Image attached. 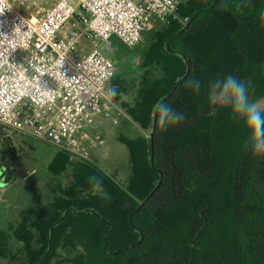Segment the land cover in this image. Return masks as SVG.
I'll return each mask as SVG.
<instances>
[{
  "label": "trees",
  "instance_id": "obj_1",
  "mask_svg": "<svg viewBox=\"0 0 264 264\" xmlns=\"http://www.w3.org/2000/svg\"><path fill=\"white\" fill-rule=\"evenodd\" d=\"M177 15L143 33L147 47L139 51L143 72L133 99L120 101L126 91L117 76L114 82L113 101L142 131L120 137L128 181L79 162L68 190L9 225L23 256L10 255L0 236V258L9 264H264V155L253 152L231 106L209 99L228 75L248 84L250 99L264 98V0H186ZM161 100L185 118L163 129L155 124L151 139ZM68 155L59 151L58 160L65 164ZM91 175L102 179L107 197L93 189Z\"/></svg>",
  "mask_w": 264,
  "mask_h": 264
},
{
  "label": "built area",
  "instance_id": "obj_2",
  "mask_svg": "<svg viewBox=\"0 0 264 264\" xmlns=\"http://www.w3.org/2000/svg\"><path fill=\"white\" fill-rule=\"evenodd\" d=\"M75 1L77 7L57 0L31 21L12 0H0V127L71 156L87 117L110 118L115 106L106 95L114 63L97 47L85 55L75 48L82 41H107L114 35L133 49L154 24L165 26L177 19L180 2ZM4 137L0 135V142Z\"/></svg>",
  "mask_w": 264,
  "mask_h": 264
},
{
  "label": "rangeland",
  "instance_id": "obj_3",
  "mask_svg": "<svg viewBox=\"0 0 264 264\" xmlns=\"http://www.w3.org/2000/svg\"><path fill=\"white\" fill-rule=\"evenodd\" d=\"M57 0H12L17 10L31 21L41 18ZM77 7L75 0H69ZM186 0H180L184 4ZM164 26L154 24L147 33L155 32ZM114 63L116 72L109 84L116 86V76L122 81L126 94L121 96L132 100L138 88L143 69L140 50L147 47L146 40L133 49L125 47L115 36L109 40H90ZM115 80V81H114ZM115 82V83H114ZM118 82V81H117ZM120 96V97H121ZM264 101V98L259 99ZM120 102V101H119ZM142 131L125 115L112 112L110 118L101 115L88 116L82 131L78 135L79 145L74 156L68 155L65 164L58 160L59 151L50 144L23 136L20 132L4 128V139L0 149L14 146L16 154L10 165L7 183L0 187V236L3 246L10 255L23 256L18 252L21 244L12 238L9 225H16L18 214L34 208L37 210L49 202L60 190H68L73 183L74 167L79 162H88L113 176L119 183H126L130 176L129 155L120 137L136 138ZM144 134V133H143ZM102 141L100 143L99 141ZM8 258H0V264H9ZM17 263L13 262L12 264Z\"/></svg>",
  "mask_w": 264,
  "mask_h": 264
},
{
  "label": "clouds",
  "instance_id": "obj_4",
  "mask_svg": "<svg viewBox=\"0 0 264 264\" xmlns=\"http://www.w3.org/2000/svg\"><path fill=\"white\" fill-rule=\"evenodd\" d=\"M190 83H193L192 77H189L185 82L186 86ZM37 88L39 90V84H37ZM106 95L109 99L115 97L117 95L116 88L110 87ZM209 99L214 104L231 106L233 118L237 121H243L253 152L264 155V101L250 99L248 84L236 76L228 75L224 86L219 90V95L211 94ZM155 111L158 116L155 117L154 124L161 129L179 123L185 118L184 113L176 111L163 100L157 102ZM89 183L99 194L107 197V193L103 190L101 178L91 175ZM83 195L87 196L88 193L84 192Z\"/></svg>",
  "mask_w": 264,
  "mask_h": 264
},
{
  "label": "flooded vegetation",
  "instance_id": "obj_5",
  "mask_svg": "<svg viewBox=\"0 0 264 264\" xmlns=\"http://www.w3.org/2000/svg\"><path fill=\"white\" fill-rule=\"evenodd\" d=\"M4 147L0 149V170H2L1 177L5 176L11 169V166L4 164L3 161L12 163L16 154V149L14 148V146H7L6 150L4 149Z\"/></svg>",
  "mask_w": 264,
  "mask_h": 264
},
{
  "label": "crops",
  "instance_id": "obj_6",
  "mask_svg": "<svg viewBox=\"0 0 264 264\" xmlns=\"http://www.w3.org/2000/svg\"><path fill=\"white\" fill-rule=\"evenodd\" d=\"M112 36H114V35H112ZM111 36V37H112ZM110 37V38H111ZM116 37V36H115ZM109 38V39H110ZM117 38V37H116ZM118 39V38H117ZM119 40V39H118ZM120 41V40H119ZM94 47H97L99 50H100V48L94 43V44H91V43H89V41H82V42H80V44L75 48L76 49V52H78L80 55H85V54H87V53H89ZM101 51V50H100ZM113 99V98H112ZM120 101H123V102H126L127 100H126V98H124V97H121V99H120ZM114 102V101H113ZM114 107L112 108V111L114 112V113H117V108H119L118 107V104H116L115 102H114ZM119 110L121 111V114L122 115H124L125 116V113L119 108ZM120 114V115H121ZM128 118V117H127ZM132 122V121H131ZM23 211V210H22ZM22 212H20V214H21ZM20 214H18V216H20ZM19 218V217H18Z\"/></svg>",
  "mask_w": 264,
  "mask_h": 264
},
{
  "label": "water",
  "instance_id": "obj_7",
  "mask_svg": "<svg viewBox=\"0 0 264 264\" xmlns=\"http://www.w3.org/2000/svg\"><path fill=\"white\" fill-rule=\"evenodd\" d=\"M155 117H156V113L154 114V119H155ZM154 119H153L152 129H151V131H150V133H149V137H150L151 139H152V136H153L154 126H155V124H154ZM1 174H2V170H0V187L4 186V185L7 183V181H8V172H7V174H6L5 176H3V177H1ZM158 185H159V183H158ZM158 185H157V186H158ZM157 186H156V188H157ZM154 191H155V189L149 194L148 198L153 194Z\"/></svg>",
  "mask_w": 264,
  "mask_h": 264
}]
</instances>
